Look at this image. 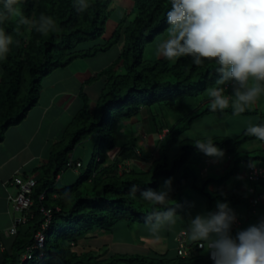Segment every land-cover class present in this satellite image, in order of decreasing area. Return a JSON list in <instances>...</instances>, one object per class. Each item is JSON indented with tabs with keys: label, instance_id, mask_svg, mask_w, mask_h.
Returning a JSON list of instances; mask_svg holds the SVG:
<instances>
[{
	"label": "trees",
	"instance_id": "trees-1",
	"mask_svg": "<svg viewBox=\"0 0 264 264\" xmlns=\"http://www.w3.org/2000/svg\"><path fill=\"white\" fill-rule=\"evenodd\" d=\"M74 3L25 0L26 17L38 20L43 13L55 21V30L47 34L29 31L18 19L0 25L14 41L7 57L0 60V143L5 132L20 124L35 107L44 78L75 61L119 47L114 61L85 83L102 81L97 100L92 104L83 92L79 94L65 142L59 143L36 171L27 222L18 225L4 264H213L209 253L203 255L204 250L191 241L186 242L188 250L183 257L178 256V248L162 253L149 250L146 255L109 254L108 247L76 250L89 236L111 235L118 226L128 235L144 227L153 206L142 200L140 193L160 189L170 177L169 205L183 217L180 222L185 229L187 217L196 208L204 214L214 211L217 201L225 200L231 207L245 206L249 219L264 220V214L256 213L259 207L264 210V200L252 205L253 200L264 197V179L249 181L245 175L248 167L264 168L252 164L264 162V156L250 158L241 153L246 144L264 141L246 135V131L236 138L215 140L224 151L220 161L226 160L215 172L216 161H208L192 146V140L180 139L206 116L234 115L231 106L224 112L210 111L207 93L217 86L219 78L214 61L203 59L196 65L192 56L171 61L161 54L151 61L144 59L146 47L171 27L167 13L172 0H133L131 12L121 16L107 41L102 37L113 0H89L91 7L83 13L76 11ZM226 94L232 96V88ZM143 113L149 119L150 131L160 137L151 151L139 146L132 132L131 122ZM250 113L245 110L240 115ZM78 147L81 155L73 159ZM71 161L80 167H69ZM126 164L128 167L120 170ZM243 165H247L243 174L250 185L246 190L252 194L250 199L240 193V187H226ZM66 170L78 171V176L68 186L57 188ZM133 184L138 187L135 196L129 191ZM238 223L232 227L233 236L245 229L241 221ZM38 235L43 237L41 247L28 252L35 247ZM26 255L31 258L23 260Z\"/></svg>",
	"mask_w": 264,
	"mask_h": 264
},
{
	"label": "clouds",
	"instance_id": "clouds-1",
	"mask_svg": "<svg viewBox=\"0 0 264 264\" xmlns=\"http://www.w3.org/2000/svg\"><path fill=\"white\" fill-rule=\"evenodd\" d=\"M24 3L25 0H0V25L18 19L29 31L47 34L55 30L56 23L50 16L41 13L38 20L26 17ZM73 6L79 13L91 7L89 0H75ZM167 19L172 35L160 45L162 56L171 61L192 56L196 65L203 59L217 65V86L207 93L210 111L224 112L231 106L232 114L238 116L264 95V0H172ZM13 42V37L0 27V60L7 57ZM229 82L232 96L222 87ZM245 134L264 141V124L249 122ZM184 137L191 139L192 146L205 156L223 158L224 151L213 138L200 140L185 133L180 139ZM172 183L170 177L160 189L148 188L140 193L141 199L153 206L145 226L157 240L183 219L175 206L169 205ZM129 191L135 196L137 185L133 184ZM236 221L229 203L217 201L214 211L190 218L184 234L209 253L213 264H264V220L233 236Z\"/></svg>",
	"mask_w": 264,
	"mask_h": 264
},
{
	"label": "rangeland",
	"instance_id": "rangeland-1",
	"mask_svg": "<svg viewBox=\"0 0 264 264\" xmlns=\"http://www.w3.org/2000/svg\"><path fill=\"white\" fill-rule=\"evenodd\" d=\"M133 6V0H113L112 3V13L110 19L106 22L104 35L102 37L103 40H109L112 32L115 30L117 23L121 16L128 15L131 12ZM172 35L171 27L165 30L164 33L159 35L156 41L153 44H150L146 47L144 51V59L151 61L157 57V54L160 55V48L156 49V45H160L170 38ZM119 47H112L106 53L98 54L96 57L80 60L81 62H77V66H71L67 71L69 73H73L76 70L89 69L91 75L93 72H97L100 69L105 68L108 64L114 61L117 56V51ZM60 73H66V71L61 72V70L54 71L49 77H56ZM86 73V72H85ZM90 75V74H89ZM48 77V76H47ZM84 78L81 74H78L77 78ZM47 78H44L40 82V89L43 87V84ZM234 99V96H233ZM247 111H251L252 113L246 115H238V116H230L227 114L223 115H209L204 117L201 120H198L193 125L191 131L187 132L191 136L196 139L204 140L206 137L213 138V141L220 139H232L238 137L243 131H246V128L249 122L258 124L259 122H264V95H261L256 103L251 106L250 109H246ZM145 113H143L140 117L133 119L131 124L133 125V136L137 139V143L142 148H145L147 151H151L154 148V143L157 137L150 131L149 119L145 117ZM129 131V130H128ZM186 140L187 137H184ZM242 156L244 153L248 154L250 158L261 157L264 156V143H260L259 141H254L246 144L241 150ZM81 155L80 147H78V151L74 152L73 159L79 158ZM208 161L215 162L216 167L213 169L215 172L218 171L220 165L224 164L226 160L216 159L213 157H208ZM207 161L203 163L205 165ZM252 164L258 166H264V162L262 161H253ZM247 165H243L239 168V173L237 176L231 178L227 183V189H232L236 186L240 187V193L244 194L245 198H252V194H248L246 192L249 191L250 185L246 181L244 176V170ZM127 168L128 164L121 167ZM119 173V172H118ZM212 175L219 176L215 173H211ZM78 176V171L74 172L72 170H66L62 175L61 180L57 183L56 187H65L71 184L73 180ZM258 193V191H257ZM256 193V194H257ZM49 198L51 193L48 194ZM16 196V194H15ZM250 197V198H249ZM231 207V206H230ZM236 213L237 219L241 221L245 228L250 225L258 224L259 222L254 219H249V212L243 205L231 207ZM257 216L264 214V210H261L260 207L256 209ZM197 214H203L201 210L197 209L191 213L187 219L186 224L188 227V223L190 218L195 217ZM179 224V225H178ZM185 229V225H182V222L178 221L177 225L174 229L168 231H164L161 234L160 239H155L151 236L147 231V228L137 227L133 234H126L123 230L122 226H118L116 230L111 235H106L102 233H98L93 236H89L86 240L80 242L79 246L76 248L78 252L89 251V250H100L102 247L109 248V254H119V255H146L149 250L156 251L157 253L166 252V249L173 250L178 248L177 238L175 237L176 233ZM186 230V229H185ZM169 233V235H165ZM130 236V239H129ZM164 236V237H163ZM166 236V237H165ZM186 242H190L188 237H186ZM142 240H146L144 242H140ZM176 247V248H175ZM186 252L188 250L185 249ZM202 254H207V252L203 251Z\"/></svg>",
	"mask_w": 264,
	"mask_h": 264
},
{
	"label": "crops",
	"instance_id": "crops-1",
	"mask_svg": "<svg viewBox=\"0 0 264 264\" xmlns=\"http://www.w3.org/2000/svg\"><path fill=\"white\" fill-rule=\"evenodd\" d=\"M77 62L81 61L61 70L66 73L46 77L35 107L20 124L5 132L0 143V264L5 263V256L8 257L12 250L15 235L9 236V230L18 219L26 216V213L15 210L10 201L17 194V189L11 185L12 178H34L50 153L59 143L65 142L67 129L79 106V94L83 92L93 104L103 87L102 81L85 84L102 69L92 75L88 68L69 73L67 70L77 66ZM78 74L84 78H77ZM18 229L16 226V231ZM180 233L184 232L180 231L175 237Z\"/></svg>",
	"mask_w": 264,
	"mask_h": 264
},
{
	"label": "built area",
	"instance_id": "built-area-1",
	"mask_svg": "<svg viewBox=\"0 0 264 264\" xmlns=\"http://www.w3.org/2000/svg\"><path fill=\"white\" fill-rule=\"evenodd\" d=\"M225 89H230L232 88V83L226 84ZM75 166V168H79L80 164L79 163H73L71 161L68 166ZM246 177L248 178L249 181H258L259 179H264V168H253V167H248L246 170ZM11 185L14 186L17 189V194L13 198H10V201L12 203V206L15 210L21 212V213H27L29 208L31 207V192L32 189L35 185V181L33 178H26L22 179L21 177H14L11 180ZM40 199H43L42 197ZM260 200H264V197L257 198L252 201V205H256ZM49 215V213H47ZM27 222V217L24 216L21 219H18L16 221V224L12 226V228L9 230L8 235L9 236H14L16 234V226L18 225H24ZM234 227H238L239 223L236 221V223L233 225ZM47 227V225L44 226V228ZM43 242V237L41 235H38L36 237V243L35 247L31 248L29 251L41 247ZM177 243H178V249H177V254L178 256H186V235L184 233H180L177 237ZM200 248V247H199ZM209 259L212 261L210 258V255H208ZM31 257L29 255H26L23 260L30 259Z\"/></svg>",
	"mask_w": 264,
	"mask_h": 264
}]
</instances>
